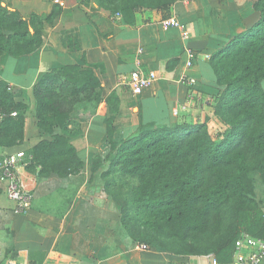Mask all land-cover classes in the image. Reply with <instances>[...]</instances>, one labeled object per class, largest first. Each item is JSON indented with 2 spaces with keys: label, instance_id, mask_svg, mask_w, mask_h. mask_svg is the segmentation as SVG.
<instances>
[{
  "label": "crops",
  "instance_id": "crops-1",
  "mask_svg": "<svg viewBox=\"0 0 264 264\" xmlns=\"http://www.w3.org/2000/svg\"><path fill=\"white\" fill-rule=\"evenodd\" d=\"M60 1L62 5L52 0H1L24 16L49 15L56 9L58 14L52 23L44 21L37 49L21 56L7 52L0 56V80L9 84L15 101L28 108L24 143L0 146V164L42 139L52 140L30 117L35 111L33 88L46 73L72 64L90 68L100 82L101 100L91 114L79 117L78 123L70 119L67 125L72 133L78 129L70 142L83 162L81 171L65 177L36 174L28 188L21 185L30 200L28 208L18 209V201L8 196V180L0 167V264H170L163 252L141 249L139 245L146 243L130 234L129 218L124 220L118 198L130 194L125 184L130 181L106 159L110 142L105 99H117L112 140L118 144L136 136L142 125L196 123L198 105L223 88L216 83L209 56L241 39L258 21L256 0H175L165 9L135 13L130 21L97 0ZM169 16L176 17L182 28H164L160 21ZM189 49L196 56L191 68L186 67ZM134 69L156 75L140 94H133L125 82ZM183 74L194 77L195 84L181 83ZM261 85L264 88V79ZM96 154L101 164L92 170ZM24 165L23 156L17 165L20 181ZM254 194L264 210L263 190ZM182 264L237 263L232 251L226 261L215 255H188Z\"/></svg>",
  "mask_w": 264,
  "mask_h": 264
},
{
  "label": "trees",
  "instance_id": "trees-1",
  "mask_svg": "<svg viewBox=\"0 0 264 264\" xmlns=\"http://www.w3.org/2000/svg\"><path fill=\"white\" fill-rule=\"evenodd\" d=\"M97 1L130 21L135 13L165 9L175 0ZM254 8L260 14L258 21L241 39L231 41L209 56L216 83L223 87L212 94L213 103H209L217 121L228 126L226 131L212 133L207 121L181 122L174 127L148 124L142 125L136 136L118 144L112 140L117 99L113 96L105 99L108 106L113 105L112 101L116 103L112 110L109 107L111 111L105 118L110 150L115 151L106 159H110V166L118 168L121 175L129 177L130 182L136 181L127 187L131 189L130 194L127 191L125 197L118 198L124 220L129 210L134 213L139 210L147 228L160 223L170 230L172 237L188 238L207 232L214 218L222 225L221 213L229 205H235L239 210L236 228L242 234L264 239V210L255 199L249 177L251 169L259 170L264 187V88L261 85L264 79V0H256ZM57 14L58 9L49 15L24 16L2 5L0 0V56L6 45L12 56L37 49L42 43L44 21L52 23ZM62 83L71 86L72 95L86 93L96 101L101 100L99 80L90 68L76 64L52 70L35 84L36 124L52 137V140H40L24 153L26 169L33 167L32 160L41 162L38 176L55 173L65 177L79 173L83 167L67 128L72 107L64 110L52 97L51 86H62ZM9 90V84L0 80V133L9 136L16 132V136L22 138L23 114L16 117L9 114L15 112L14 107L25 110L26 105L15 101ZM13 144L11 141L8 146ZM100 164L96 154L92 170ZM112 170L108 169L103 176ZM128 195L130 202L126 201ZM139 226H129V232L136 240L146 243L135 230ZM228 240L230 246L215 255L220 260H228L233 251L234 240Z\"/></svg>",
  "mask_w": 264,
  "mask_h": 264
},
{
  "label": "rangeland",
  "instance_id": "rangeland-1",
  "mask_svg": "<svg viewBox=\"0 0 264 264\" xmlns=\"http://www.w3.org/2000/svg\"><path fill=\"white\" fill-rule=\"evenodd\" d=\"M8 47H9L8 45L5 46L4 52H7ZM51 88L53 89L54 92V94H52V97L54 98L56 104L59 105V107H61L64 110L70 108V106L72 107V111L70 113V116L72 117L70 119L71 121L72 120L74 121L72 123H78L79 117L83 115L86 116L87 114H91L94 111V107L100 103V100L96 101V99L93 98L92 95H87L86 93L72 95L70 91L71 86L70 85L68 86L67 83L63 84L62 86L60 85L51 86ZM208 100L210 99H204L205 103H201L200 105H198L197 107L198 111H195L193 115L194 121L196 123H201L206 121L209 122V127H210L209 129L212 133L218 132L220 130L221 131L223 130V132L226 131L228 129V126H226L222 121L219 120L217 121V117L215 116L214 109L211 105L213 101L212 100L208 101ZM112 104L114 105L113 101ZM113 105L108 107H110V109L112 110ZM35 108H36V102L34 105V109ZM27 109H28L27 106L25 110L24 108L21 109L14 107L12 110H15L16 115H12L11 114L12 112L9 115L12 117H16L19 114H23V117L25 118V113ZM31 112H32V115L30 116L31 120L37 126L36 124L37 119L35 116L36 111L32 110ZM71 125L78 128V126L74 124ZM77 130L78 129H76L73 133H78ZM41 131L43 133L42 129ZM56 131L59 132L60 130H56ZM68 131L70 135L73 134L72 131H70L69 129ZM46 134L48 135V133ZM11 141L14 142L12 146L22 145L24 143V127H23L22 138L16 136V132L9 133V136L0 133V146H7L8 143ZM114 152H115L114 150H110L108 156L110 155V157H112ZM31 165L33 167L29 169H26L27 167L26 164L24 165L26 171L24 172V177L23 180L21 181V185L24 186L25 189L28 188L30 185H32V182L34 181L36 174L41 168V162L32 160ZM249 177L251 178V181L253 183L254 191L256 190L258 191V189L263 190L264 187L259 170L251 169L249 171ZM128 180L131 181L130 178ZM135 183H136L135 180L129 182L126 184V187H130L131 184L133 185ZM128 213H129L128 217L131 216V218L129 217L128 224H130V226H133V228L137 226V224L140 225L135 230L138 233L140 239L145 240L146 243L148 244L147 249L144 250L155 248L156 250L163 252L164 255L168 258L170 264H182V262L184 263V260L187 258L188 255H216L220 252V250L223 247L230 246L231 242L228 240V238L229 239L232 238V240H234L235 242L242 235L241 231H239L236 228L237 227L236 219L239 210L235 205H229L221 213L220 217H222L223 220L222 225H218V222L214 218L207 232L200 234H192L188 238L172 237L170 234V230L162 226L160 223L154 224L152 228H147L146 226L143 225L145 218L142 216L139 210H136L135 213L133 210H129ZM227 240L228 242H226Z\"/></svg>",
  "mask_w": 264,
  "mask_h": 264
},
{
  "label": "built area",
  "instance_id": "built-area-1",
  "mask_svg": "<svg viewBox=\"0 0 264 264\" xmlns=\"http://www.w3.org/2000/svg\"><path fill=\"white\" fill-rule=\"evenodd\" d=\"M55 4L62 5L60 0H52ZM160 24L164 27L182 28V24L174 16L161 19ZM196 56L192 50H187L186 67L191 68ZM156 78L153 72L144 74L139 69L132 70L125 79L126 84L130 87L133 94H140L143 88L151 85ZM180 82L188 86H193L196 82L194 77L183 74ZM16 115V112H12ZM24 156V152L19 151L5 157L0 164L2 177L8 180L7 193L10 198L19 203L18 209L28 208L30 200L28 194L21 186L18 176L17 165L19 160ZM141 249H147L146 244H140ZM264 258V240L252 237L248 234H242L235 242L233 248V259L237 264H259Z\"/></svg>",
  "mask_w": 264,
  "mask_h": 264
}]
</instances>
